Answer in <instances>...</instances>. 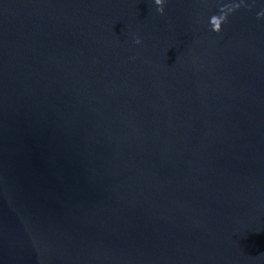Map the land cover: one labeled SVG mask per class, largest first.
I'll return each mask as SVG.
<instances>
[{"label":"water","instance_id":"95a60500","mask_svg":"<svg viewBox=\"0 0 264 264\" xmlns=\"http://www.w3.org/2000/svg\"><path fill=\"white\" fill-rule=\"evenodd\" d=\"M0 264H264V0H0Z\"/></svg>","mask_w":264,"mask_h":264},{"label":"clouds","instance_id":"9594fccd","mask_svg":"<svg viewBox=\"0 0 264 264\" xmlns=\"http://www.w3.org/2000/svg\"><path fill=\"white\" fill-rule=\"evenodd\" d=\"M157 2L159 3V0H157Z\"/></svg>","mask_w":264,"mask_h":264}]
</instances>
